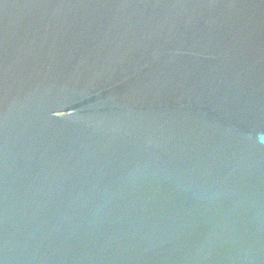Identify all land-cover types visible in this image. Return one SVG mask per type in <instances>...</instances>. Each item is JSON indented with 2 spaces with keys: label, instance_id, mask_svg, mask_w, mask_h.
Returning <instances> with one entry per match:
<instances>
[{
  "label": "water",
  "instance_id": "obj_1",
  "mask_svg": "<svg viewBox=\"0 0 264 264\" xmlns=\"http://www.w3.org/2000/svg\"><path fill=\"white\" fill-rule=\"evenodd\" d=\"M0 264H264V0H0Z\"/></svg>",
  "mask_w": 264,
  "mask_h": 264
}]
</instances>
